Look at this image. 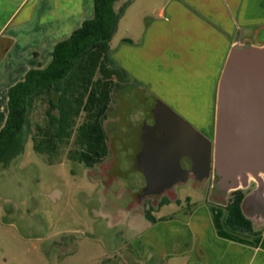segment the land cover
<instances>
[{
	"label": "rangeland",
	"instance_id": "obj_1",
	"mask_svg": "<svg viewBox=\"0 0 264 264\" xmlns=\"http://www.w3.org/2000/svg\"><path fill=\"white\" fill-rule=\"evenodd\" d=\"M149 6L146 0H142L129 9L111 42L114 60L117 53H121L123 39L143 42L146 26L143 13ZM252 34L253 32L250 36ZM130 54L126 53L128 59L125 57V72L114 77V90L131 82L146 89L153 86L151 90L164 95L163 97H168V93L164 91L169 90L171 97L175 96L179 101L184 98L185 90L189 91L194 87V78L153 73L149 79L154 84L147 85L146 77L142 75L143 70L131 60ZM222 70L223 67L219 78ZM153 71H158V63L153 66ZM200 80H203V85L204 82L209 84L211 81L210 78L199 77L197 82ZM112 97L109 113L104 121L109 155L103 163L88 168L79 161L70 160L67 153L71 146L62 148L51 163L47 157L34 152L32 137L29 136L24 152L8 164L1 165L0 264H145V242L150 226L145 211L150 207L155 214L163 208L160 207V202L169 198L171 204L160 212L166 215L178 212L187 201L192 203V200L203 203L209 199L223 205L227 203L232 192L226 195L217 193V196L211 194V187L216 183L212 178L205 179L199 188L194 185V181H189L161 194L145 196L140 190L129 189L134 175L139 176L143 182L144 176L136 172L134 167H123L122 170L129 175L125 176L124 186L120 182L112 132L117 109L114 91ZM133 104L135 112L139 113V109L143 108L142 104L138 99ZM123 107V111L126 110ZM44 112L45 105L39 104L33 123H43ZM7 113V103L3 101L0 92V122L5 124ZM115 126L118 132V123ZM139 132L140 128H135L134 139H126L122 149L127 145L131 147L132 142L136 143ZM254 188L255 183L252 182L247 191L251 192ZM214 189L216 193V188ZM261 227L264 230V223ZM141 242L143 244L136 256L135 249ZM169 264H181V261L173 259Z\"/></svg>",
	"mask_w": 264,
	"mask_h": 264
},
{
	"label": "crops",
	"instance_id": "obj_2",
	"mask_svg": "<svg viewBox=\"0 0 264 264\" xmlns=\"http://www.w3.org/2000/svg\"><path fill=\"white\" fill-rule=\"evenodd\" d=\"M125 1L118 0L117 7ZM138 1L142 0H133L119 25ZM146 1L150 4L146 12L153 16L143 13V42L123 39L115 61L126 69L125 57L130 52L131 60L143 70L144 81L150 86L154 84L149 79L152 73L194 78V85L199 77L212 82L219 79L236 40L264 26V0ZM93 17L94 0H0L3 101L7 103L8 90L23 81L29 70L49 65L57 43ZM155 62L158 71H153ZM164 92L168 93L165 98L178 106L175 96L171 97L169 90ZM3 126L2 121L0 130ZM225 207L210 200H192L178 212L162 215V208L153 214L157 222L147 219L150 226L144 263L169 264L178 259L181 264H264V218L258 222L246 212L261 233L236 232L226 223ZM142 244L135 249L136 256Z\"/></svg>",
	"mask_w": 264,
	"mask_h": 264
},
{
	"label": "trees",
	"instance_id": "obj_3",
	"mask_svg": "<svg viewBox=\"0 0 264 264\" xmlns=\"http://www.w3.org/2000/svg\"><path fill=\"white\" fill-rule=\"evenodd\" d=\"M132 2L117 7L118 0H94V17L56 44L49 65L29 70L23 81L8 90V113L0 130V167L24 152L29 136L34 152L51 163L68 146L72 161L88 168L104 162L109 155L104 121L114 77L125 72L112 57L111 42ZM39 104L45 105L43 123H33ZM246 194L247 190L232 192L225 207L226 223L233 231L259 235L242 209ZM152 211L146 218L156 223Z\"/></svg>",
	"mask_w": 264,
	"mask_h": 264
},
{
	"label": "water",
	"instance_id": "obj_4",
	"mask_svg": "<svg viewBox=\"0 0 264 264\" xmlns=\"http://www.w3.org/2000/svg\"><path fill=\"white\" fill-rule=\"evenodd\" d=\"M251 37V38H250ZM253 38V39H252ZM157 127L137 135L136 169L147 179L146 194L172 187L188 172L181 160L192 162L193 173H211L212 147L176 112L164 105ZM214 188L226 195L255 188L242 209L264 200V26L231 47L218 81L213 155Z\"/></svg>",
	"mask_w": 264,
	"mask_h": 264
},
{
	"label": "flooded vegetation",
	"instance_id": "obj_5",
	"mask_svg": "<svg viewBox=\"0 0 264 264\" xmlns=\"http://www.w3.org/2000/svg\"><path fill=\"white\" fill-rule=\"evenodd\" d=\"M125 85L120 87L118 90H114V96L117 99V109L116 114L113 118L114 121L112 122V132L115 138L116 149L115 157L117 159L118 170L120 171V182H123L122 184H124L125 186V176H129L127 173L124 172V170H122L123 167H134L136 172L141 173L136 169V159L138 151L136 143L132 142V146L130 147L127 145L125 149H122L123 144L127 142L126 139L129 141L134 139L135 128H140V132L137 133V135H141L142 133L148 131V129L157 127L162 115L165 113L163 110L164 105L176 112L185 122H187L192 128L198 131L212 147L210 175L206 178H202L200 177V174H194L192 171V162L188 158H183L181 160V166L184 171L188 172V175L186 176L185 180L179 177L178 181L172 184V187H175L178 184L184 185L189 181H194V185H197V187L199 188L202 186L205 179L212 178L214 181H216L213 173V155L216 126V98L218 89V78L215 79V81L213 82L210 81L209 84L207 82H204L203 85V80H200V82H196V87L193 84L192 86L194 87L190 88L192 90L184 91L185 95L184 98L179 99V106H174L168 99L155 92V90L153 91L151 89H146L143 86H139L138 84L131 82H128ZM124 87L126 89H123ZM135 99H138V101L143 106L141 110L139 109V113L135 112L134 110L133 102ZM123 106L126 107V110L124 111L122 109ZM115 123H118L119 125L118 132L116 131ZM141 174L144 176L143 173ZM144 178L145 180L143 182V180L139 176L134 175L132 178L133 180L130 181L131 186L129 187V189L140 190L145 196H154L172 188H165L163 191H161V193L158 194H146L145 189L147 187V179L145 176ZM211 188L213 190V193L211 190V194L217 196V192H214V185H212ZM249 193L250 192L247 191L246 196ZM230 197L227 199V203ZM170 203L171 202L169 198H164L160 202V207H165ZM227 203L225 205H227ZM151 209L153 208L150 207L148 210L145 211V217L147 211ZM246 212L253 216L256 221H261L264 218V200H254L251 203L248 202L246 204Z\"/></svg>",
	"mask_w": 264,
	"mask_h": 264
}]
</instances>
